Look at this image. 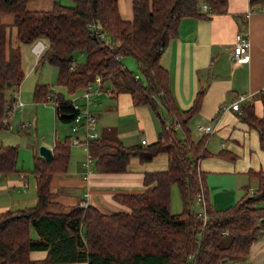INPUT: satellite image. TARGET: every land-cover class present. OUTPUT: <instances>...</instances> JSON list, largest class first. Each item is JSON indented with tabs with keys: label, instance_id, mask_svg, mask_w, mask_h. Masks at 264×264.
I'll return each mask as SVG.
<instances>
[{
	"label": "trees",
	"instance_id": "obj_1",
	"mask_svg": "<svg viewBox=\"0 0 264 264\" xmlns=\"http://www.w3.org/2000/svg\"><path fill=\"white\" fill-rule=\"evenodd\" d=\"M29 1L0 0V131L9 128L13 91L20 89L26 76L21 44L45 39L47 46L37 65L55 64L57 84L67 92L76 93L100 75L103 84L112 81L116 90L130 92L136 104L152 105L161 118L153 142L127 144L112 134L91 138L95 168L124 172L132 157L146 162L162 152L167 153L169 164L166 169L145 172V189L116 192L121 209L106 211L78 202L68 211H54L51 180L68 170L71 136L55 142L51 160L37 151L32 172L38 200L0 214V264H226L247 258L252 245L264 236V167L250 171L257 179L256 188L248 185L228 206L215 205L206 172L200 168V160L209 154L206 136L196 139L188 125L202 107L205 89L197 92L190 108L180 110L169 86V72L161 63L183 17L224 12L229 0H132L131 19L121 14L119 0H73V4L54 0L52 7L41 9L30 8ZM250 1L264 6V0ZM203 2L212 13L202 10ZM5 13H12L13 20L4 21ZM77 50L86 52L85 61L75 60ZM127 56L135 58L139 72L123 62ZM158 96L168 115L180 123V133L167 125V115L158 109ZM34 100L52 101L63 122H73L79 113L73 99L47 82L35 84ZM241 117L258 129L264 147V118L256 114L251 100L243 103ZM18 153L17 145L0 143V172L20 171ZM173 183L178 184L184 203L179 212L171 208ZM202 189L206 221L193 207ZM33 227L38 236L32 235ZM32 250L47 254L36 259Z\"/></svg>",
	"mask_w": 264,
	"mask_h": 264
},
{
	"label": "crops",
	"instance_id": "obj_2",
	"mask_svg": "<svg viewBox=\"0 0 264 264\" xmlns=\"http://www.w3.org/2000/svg\"><path fill=\"white\" fill-rule=\"evenodd\" d=\"M119 7L124 18H133L132 0H119ZM178 30V35L169 42L161 55V63L169 72V86L180 110L190 108L197 92L205 89L202 107L190 118L188 125L196 139L206 136L205 145L209 154L200 160V168L206 172L210 199L218 207L228 206L234 203L235 197L240 198L245 193L248 185L253 186V180L257 182L250 171L264 167V147L259 131L241 117L243 103L251 100L256 114L264 118V6L260 3L252 4L250 0H229L224 12L205 17H183ZM238 32L245 34L250 41L249 58L240 63L233 57V44ZM133 61L136 60L130 56L123 58L128 67ZM137 71L139 72L138 69ZM37 82L40 81L32 79L30 82L28 78H24L21 83L22 96L32 105L42 103H33L31 100ZM103 88L91 95L90 102L91 109L98 117L96 130L100 136L118 135L127 144L140 142L143 138L147 140L146 143L157 140L161 118L152 105L136 104L130 92L116 90L112 81L104 83ZM83 89L85 91V88L80 91ZM240 93H247L249 97L241 102L240 110H234L230 104ZM94 94L96 99H93ZM73 100L78 102L76 98ZM156 100L158 109L168 117L167 125L173 126L180 133V123L168 115L160 96ZM53 105L55 109V104ZM80 105L85 107L87 102ZM54 113L53 120L57 123L59 118L56 116V109ZM37 120L39 121V117ZM201 124L213 125L215 130L206 134L199 130ZM81 128L85 126L81 125L76 130L75 137L85 139L87 130L85 128L80 133ZM55 130L56 138L57 127ZM145 131L148 135H143ZM68 135L72 136L71 133ZM75 137H71V141ZM2 139L3 136L0 135L1 143ZM76 145L85 149L88 147L91 159L89 142ZM49 147L53 150V145ZM79 152L80 149L75 150L77 159ZM77 162L71 167L70 161L67 172L54 174L52 177L51 189L56 203L51 209L54 211H68L78 202L93 204L106 211L121 209L123 205L115 199V193L145 189V172L166 169L169 157L162 152L151 161L142 162L134 156L127 171L118 173L100 172L95 167L90 169V164H82V158ZM22 174L24 171L21 170L0 172V214L8 209L37 202L35 175L33 174L31 183L30 174H24L26 180L22 178ZM25 182L28 183L27 186ZM236 187L238 191L234 194L233 189ZM31 233L38 236L34 227ZM46 254L45 250L31 251V256L36 259L43 258ZM242 261L243 264H264V238L252 245L249 256Z\"/></svg>",
	"mask_w": 264,
	"mask_h": 264
},
{
	"label": "rangeland",
	"instance_id": "obj_3",
	"mask_svg": "<svg viewBox=\"0 0 264 264\" xmlns=\"http://www.w3.org/2000/svg\"><path fill=\"white\" fill-rule=\"evenodd\" d=\"M62 3H69L73 4V0H60ZM54 0H30L28 5L30 8H50L53 5ZM13 14L12 13H5L3 15L4 21H12L13 20ZM13 41L14 44L16 42L14 35H13ZM33 44H21L22 49V57H23V67L26 71L25 79H29L30 82L32 79L38 80L40 82H48L50 83L53 88L56 91H62L65 93V95L71 99H77L78 103H86L87 99L82 97L84 94V89L82 91L78 90L74 94H70L67 92L66 88L64 86L57 84V74H58V68L55 64H52L48 61H45L44 63H41L37 69L36 65L39 60V56L34 52L33 50ZM34 53V54H33ZM73 57L78 62H83L86 60V52L84 50H77L73 52ZM133 60L135 58L133 56H130ZM30 68L32 70L30 71ZM130 69L136 72L138 69V66L136 64V61L132 62L130 64ZM138 72V71H137ZM36 84V83H35ZM35 86V85H34ZM22 85L20 87V90L18 92L17 98L21 100L24 105L23 106H16L13 108L9 121L10 125L9 128H4L0 131V135L3 136L2 143L4 144H14L18 146L19 153H18V160H17V167L19 170L24 171V174L29 173L30 174V180L31 183H33V173L32 169L34 166V155L37 151H40V147L42 145L45 146H54L57 139L64 141L67 139L68 134H72L71 137H75L77 135V131L73 130L74 121L73 122H63L60 119H58V122L55 123L53 120L54 116V105L52 101H46L42 103H35V105H32V103H28L22 96ZM95 95H93V99L95 98ZM31 100L34 103V88L31 95ZM36 102V101H35ZM15 105V104H14ZM164 115V114H163ZM39 117V121L37 118ZM55 127H57V134L55 138ZM86 128V127H85ZM85 128H81L79 132L83 133ZM145 134L148 135V133L145 131ZM1 143V142H0ZM72 144V150H71V167L74 166V164H78V160L82 158L84 162H86L89 159V151L88 147H83L80 145H76L73 141H71ZM79 157L76 158L75 150H79ZM91 159L92 163H90V169L95 167V159H96V153L91 149ZM40 153V152H39ZM80 168V166H79ZM14 172V171H11ZM10 173V172H7ZM252 187L256 188L258 183L253 180ZM235 191L234 194L237 193L238 187L233 189ZM227 191V190H226ZM241 195V193H240ZM238 198V196H237ZM236 197L234 198V203L239 199ZM171 208L173 212H179L184 208V203L182 200V196L180 193V189L177 183H173L171 187ZM193 207L198 210L200 208V204L195 201L193 203ZM263 237V236H262ZM261 237V239H263ZM259 239V240H261ZM244 261H228L226 264H243Z\"/></svg>",
	"mask_w": 264,
	"mask_h": 264
},
{
	"label": "built area",
	"instance_id": "obj_4",
	"mask_svg": "<svg viewBox=\"0 0 264 264\" xmlns=\"http://www.w3.org/2000/svg\"><path fill=\"white\" fill-rule=\"evenodd\" d=\"M202 10L206 13H212V8L207 2L202 3ZM104 36V34H102ZM47 44L42 40L38 39L34 46L33 50L34 52L40 56L41 53L45 50ZM249 49H250V41L248 40L247 36L241 32H238L236 34V38L233 44V57L236 62H245L249 58ZM138 77V75H137ZM103 90V83L101 76H97L96 80L92 82L91 84L87 85L85 87V91L83 94V97L87 99V105L81 106L78 102H74L75 108L79 109V113L75 116L74 119V126L73 130L76 131L80 128L81 125L86 127V138L81 139L80 137H75L73 139L74 143H86L88 144L89 140L91 138H97L100 136V133L96 130L98 117L97 114L91 109V95L93 93H97ZM19 89H14V98L15 101L12 103V108L16 106H23L24 103L17 98ZM249 97V94L247 93H240L238 94L237 98L230 104V107L234 110H240L241 109V102L244 101ZM74 101V100H73ZM15 104V105H14ZM199 130L203 131L204 133L208 134L215 130V127L213 125H199ZM143 143H146L147 140L145 138L142 139ZM92 162V160L89 158L86 162H84V165H89ZM22 178H25L26 176L22 174ZM28 183L25 182V186H27ZM195 201L200 204V208L198 209L199 215L203 218L204 221L207 220V204L204 198V191L203 189L200 190L196 197ZM184 264H190L189 262H185Z\"/></svg>",
	"mask_w": 264,
	"mask_h": 264
},
{
	"label": "water",
	"instance_id": "obj_5",
	"mask_svg": "<svg viewBox=\"0 0 264 264\" xmlns=\"http://www.w3.org/2000/svg\"><path fill=\"white\" fill-rule=\"evenodd\" d=\"M40 154L44 156L47 160H51L54 157L52 148L45 146V145H42L40 147ZM262 219L264 220V217Z\"/></svg>",
	"mask_w": 264,
	"mask_h": 264
}]
</instances>
